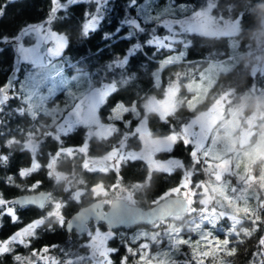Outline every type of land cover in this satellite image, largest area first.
Listing matches in <instances>:
<instances>
[{"label":"trees","instance_id":"obj_1","mask_svg":"<svg viewBox=\"0 0 264 264\" xmlns=\"http://www.w3.org/2000/svg\"><path fill=\"white\" fill-rule=\"evenodd\" d=\"M147 0H109L106 4L99 6L102 16L98 30L90 34L88 38L83 37L81 26L85 20L86 10H95L96 4L80 3L79 5L68 7L56 12L55 16L50 14L52 0H17L16 3H8V0H0V6L7 3L5 15L0 19V38L8 37L12 39L18 34V30L25 25L37 24L51 20L52 27L59 33L67 34L70 47L63 56L68 57V62L73 63L70 71L86 70L89 73L91 86L101 87L103 84L113 83L114 88L109 91L99 105L98 115L101 122L111 124L114 130L108 137L99 138L91 136L88 141L87 154L89 156H100L108 152L111 148L119 145L121 138L125 134L132 133L138 121L146 116L147 125L152 136H167L173 131L178 132L197 113L210 107L218 94L225 89L233 88L239 94H247L245 99L244 113H250L256 106L257 96H264V75L251 72L252 61L249 58V49L254 48V34L262 28L261 20L264 17V0H174L175 4H186L189 11L193 8H202L209 1L214 2L213 12L223 14L227 19L237 17L244 12L247 20L239 24L240 29L234 36L239 41V59L234 67L226 72H220L217 81L207 93L206 98L195 108L188 106V100L192 96L186 88V82L190 78H198L199 71L205 68L210 62L224 60L230 56V38L228 35H201L189 34L184 39L187 44L181 51L186 52V58L177 60L174 54L169 52L154 55L151 47H145L148 33L146 30L136 31L126 20L134 17L139 21H144L142 17V5ZM62 3L66 0H61ZM165 0H158L156 5L161 6ZM219 4V7H217ZM151 4L154 9L163 8ZM231 7V11L228 8ZM146 27H152V20L144 21ZM157 27L158 24H157ZM140 43V49L131 52L135 57L131 65H123V57L117 53L129 52L134 43ZM264 45V41L262 43ZM16 51L14 45L9 41H0V84H3L13 72L15 66ZM165 63L161 73L160 82L156 83L154 71ZM23 72V71H22ZM22 76V73L19 75ZM179 77L180 103L171 110L172 114L161 119L162 113L158 110L146 111L144 103L150 97L161 99L173 80ZM255 86V90L252 88ZM21 99L10 100V102L0 111V155H6L5 161L0 159V195L9 198L19 192L25 191L30 186L40 182L38 187L51 192L53 200L67 198L64 191V181L55 180L49 172V158L63 147H76L85 143L86 127L78 125L68 135L63 133L59 136V141L53 136L55 130V105L63 107L66 103L65 93L58 92L55 96L48 98L46 111L36 107L31 108L27 102L26 92L20 94ZM261 100L259 99V103ZM28 104V105H27ZM119 104H123L124 109L118 115H114ZM262 106V105H261ZM24 108V114H18L17 108ZM30 108V109H29ZM127 109V111H125ZM30 111H35L34 113ZM131 121L128 125L127 122ZM264 137V116L258 119L256 131L253 134L251 144L255 139ZM14 138L15 142H11ZM32 139L36 143L35 154L24 149L26 140ZM62 141V143H61ZM126 145L131 149H139L142 145L136 133L130 135L126 140ZM172 151H160L158 158H168L177 156L181 158L189 168L193 166L191 156L192 144L185 146L183 142H177L172 146ZM85 154L75 152L72 155L61 153L57 159L56 168L70 177L72 188H83L81 202L69 200L62 207L64 216H69L78 206L89 202L92 199L91 188L97 183L105 186H121L127 189L137 182H141L148 174V166L140 159H128L123 162L118 171L110 170L102 172L100 170L85 169L83 167ZM39 162V166L30 171L25 178L20 175L21 167L34 164V160ZM257 163L256 166L261 165ZM259 168L256 169L258 174ZM11 177V179H9ZM179 174L168 177L157 172H153L148 183L133 191L134 201L142 207H148L169 187L179 182ZM203 178V173L195 174L194 179ZM247 194L251 195L250 191ZM249 195V196H250ZM114 196V195H113ZM112 196V197H113ZM250 198V197H249ZM251 203V202H250ZM51 203L44 209L28 208L19 213L20 221H32L40 215H44L51 207ZM251 208V207H250ZM263 212V211H262ZM262 212H260L262 214ZM243 223L232 230V225L222 222L225 227L218 231V239L227 238L229 246H234L235 255L226 258L206 257V264H252L253 259L259 261L257 253L262 249L259 240L264 233V223L259 225V231L253 232V217H247ZM55 221L54 217L47 218L46 221ZM11 220L4 217L3 224L8 227ZM186 225V224H185ZM140 227H145L140 226ZM226 227L229 229L227 230ZM248 234H245V230ZM190 230V231H189ZM186 234L192 235V228ZM46 228L43 237L47 242H62L68 238L65 229L58 228L56 232ZM129 231V230H128ZM7 232V229H5ZM7 234V233H6ZM169 240V239H168ZM170 241V240H169ZM128 243V238L126 239ZM199 243L184 245V249H179L172 253V259L178 264H185L188 260L195 263L193 246L198 248ZM159 247V246H158Z\"/></svg>","mask_w":264,"mask_h":264},{"label":"rangeland","instance_id":"obj_2","mask_svg":"<svg viewBox=\"0 0 264 264\" xmlns=\"http://www.w3.org/2000/svg\"><path fill=\"white\" fill-rule=\"evenodd\" d=\"M108 1L109 0H106V3ZM157 2L158 0H147L146 3L142 5V17L144 21H150L155 18L159 26L162 22L159 18L163 17L166 19L173 11H175L181 18L183 17V13H181L180 9H173L172 5L175 4L174 0H169L167 7L154 9L153 6H150L151 4L156 5ZM164 4L165 2L161 3V5ZM183 5H185L186 11L190 13L191 11H189V7L186 4ZM156 6L161 7L160 4ZM213 8L214 2L212 1H209L201 8L206 13L203 17V27L209 33H214L215 36H231L230 56H235V59L231 62H229V57L224 60L212 61L205 68L199 71L198 78H190V80L186 82V88L193 93L191 98L188 100V106L190 108H195V106L206 98L207 93L217 81L220 72H226L234 67L240 56L239 41L236 37H234L238 33L240 26L238 27V30L234 31L232 28V24L234 23L233 19H227L221 14L219 15L214 13ZM99 16L100 19H102V16ZM48 21L49 19L42 23H47ZM132 21H136V24H139V21L134 17H129L126 20V22L129 23L136 31L141 30V28H137ZM261 24L262 28L254 34V48L249 49L247 53L249 54V58L253 60L251 65V72L253 75H264V45L262 44L264 41V17L261 20ZM29 25L35 26L36 24ZM179 30V28L174 29V31ZM184 38L185 37H183V39ZM26 39H31L34 42L35 37ZM177 39H181V37L177 36ZM10 40L11 39H8L6 42ZM233 45L236 47L233 48ZM53 46L62 47L59 41H56L55 45L49 42L46 44V47L42 49V51H46L47 47ZM14 49L16 50V45H14ZM131 49L132 47L129 52H132ZM16 58L17 53L15 61ZM171 58L175 59V56L173 55V57H169L168 60ZM72 64L73 63L68 62L67 56H63L59 59L46 56L44 66L38 67H31L26 62L21 61L20 66L22 67L23 72L20 78L25 84L24 91L26 92L27 102L31 108L38 106V109L46 111L48 98L63 91L65 93L67 103L63 107H57L56 105L55 107H51L55 108V130L52 132L53 136L59 137L60 134L63 133V130L69 129V126H71V130H73L76 126L82 124L86 127L85 143L88 145V141L91 136L99 138L108 137L114 130V127L111 124L101 122L98 115L100 103L104 99L105 95L114 88V84L107 83L98 88L91 86L88 71L82 69L70 71L69 68L72 67ZM17 66L18 65L15 64L13 72ZM164 66L165 63H162L154 71L156 83L160 82V73ZM178 81L179 77L171 82L163 98H148V100L144 103L145 110L149 111L154 109L164 114V107H162L160 102L165 100L169 102L170 110H173L177 103L179 105L180 102L178 100L181 101V99L177 96L180 88ZM34 84H38V87L35 89ZM229 93L230 95H228ZM247 97V94H239L237 91H234L233 88L225 89L218 94L217 98H215L209 108L197 113L180 128L177 133H180L190 141V144H192V150L194 148H198L197 155L193 158L194 163L192 167L187 168L182 164L180 159L175 156H170L169 159L166 160L158 159L157 154L160 151H166L169 148H172L174 144L171 140L167 139L170 134L167 136H152L147 125L146 116H143L138 121L132 133L125 134L121 138L119 145L114 146L105 154L100 156H89L87 153H84V162L87 160L88 167L92 169L116 170L119 165L127 159L142 158L146 161L150 170L156 168L166 170L180 168L182 170L181 182H191V189L195 195L192 196L194 203L188 207L187 214L185 215V219L187 218L188 220V223L186 224L189 225H187L186 228H182V225L176 227L172 223L164 222L156 224L151 229L136 228L128 231L126 233V239L128 238L129 240L128 243L126 242L127 264H135L133 262L136 259L138 260L137 257L140 253L141 257L143 256L145 259L147 258L146 261H144L145 264H149V262L154 264H178L174 262V260H171L172 253H170V250L172 248H176L178 251L179 249H182V244H179L178 241L181 239L186 240V236L187 240L190 241L191 244L201 242L199 244L202 245L201 247L199 246L200 252L206 251V245H209L210 242L214 244L216 240H219L217 233L218 231H221V228L225 227L221 224L223 221L230 223L233 228V221L230 220L229 217L236 215V205L241 207H251L253 211L257 212V214L264 216V208L260 207L264 198V183L256 181L245 184L238 178L244 171L243 167L239 169L237 168L238 162L247 164L249 173L258 177L264 176V137H258V139H255V143L251 144L253 134L256 131L258 119L264 116V96H257V100L255 102L256 106L248 114L244 113L243 110L245 107L244 101ZM259 99L261 100L260 103ZM9 102L10 100H8L6 104L0 105V107L3 108ZM75 105H80L79 116L76 114ZM19 109H23L24 111V108L22 107L17 108L16 111ZM122 109H124L123 104H119L114 115H118ZM221 110L222 115H220ZM30 112L34 113L35 111ZM210 114L215 115L219 122L215 124V127L212 128L211 132H201L200 121ZM185 128L187 129V132L183 131ZM134 133L137 134L142 142L141 147L137 150L128 148L126 145L127 138ZM84 144L80 146H83ZM24 145L31 149L33 148V145H36V143L32 139H28L25 141ZM71 147L76 148L78 146ZM68 148L69 147H63L65 151L60 152V154L68 153L66 151ZM59 155H57L56 152L50 157V161L48 163L49 170L56 180H64L66 188H68L70 187V177L56 168ZM217 157H221L223 160L230 161L231 163L226 165L224 168H218L217 165L220 163V160L217 159ZM260 162L263 163L262 166H256V164ZM257 168H259L258 174H256ZM200 172L203 173V178L194 179L195 174L198 175ZM217 175L220 176L219 180L216 179ZM142 187H144V184H133L130 189L119 185L115 187L110 186L109 188H105L103 186V189L106 190L111 197L113 195V197L120 196L129 202H135L133 191ZM216 189L223 190L224 194L231 200L232 207H229L224 197L219 191H216ZM248 190L251 193V195L249 194L250 196L247 194ZM83 193V189L75 190L73 191L72 197L77 200H81ZM92 194L93 197L105 196L103 194L95 195L93 191ZM53 203H55V201ZM56 203L60 204L61 202L58 201ZM53 207V209H49L46 212L45 216L42 218L43 221L51 217L58 220L56 215H48L50 212H60V209L57 210L55 209V206ZM193 209H195V211H193ZM213 209H215V212H213ZM221 212L227 213V215L221 217ZM260 212H262V214ZM195 216V219H198L197 221H193ZM237 219L241 222L236 223L235 227H238V225L243 223L246 217L241 214L237 216ZM191 228L192 235L187 233L183 236L180 234L185 229L189 230ZM226 229L228 230L229 228L226 227ZM113 236L114 235L112 233L100 231L98 228L90 230L87 244L95 246V255L91 258V253L93 252H87L85 257L89 259V264H109L108 258L110 257V249L105 246V243ZM205 236L207 239L201 238ZM262 237H264V233ZM165 238L170 240L169 241L167 239L166 248L160 252L154 251V247L159 246ZM142 245H147V247H142ZM221 247L223 248V245H221ZM128 248H131L132 252H129ZM233 248L234 246L228 245V249ZM68 253L71 254L72 252L68 251ZM100 256H103L102 260H98V257ZM217 257H223L226 258V260L229 258L226 251L219 252ZM205 258L206 257L196 256L194 264H197L198 259ZM40 260L44 264L59 263V260L51 254L50 250L48 253H43L42 259ZM37 261V257H33L32 255L26 256V264H35ZM71 261L74 260L72 258L67 259V262ZM143 263L141 261V264ZM185 264H192V261L187 260Z\"/></svg>","mask_w":264,"mask_h":264},{"label":"snow or ice","instance_id":"obj_3","mask_svg":"<svg viewBox=\"0 0 264 264\" xmlns=\"http://www.w3.org/2000/svg\"><path fill=\"white\" fill-rule=\"evenodd\" d=\"M17 0H8V3H16ZM88 3V4H96L97 7L95 10H86L84 12L85 20L81 26V30L83 33L84 38H88L90 34L94 33L98 30V26L101 23V19L99 16L100 13V7L99 5L106 4V0H66V2L62 3L61 0H52V8L50 10V14L52 16H55L56 12H59L60 10L68 7L69 5L76 6L80 3ZM169 3V0H165V4L161 5V7H167ZM173 9H180L181 13H183V17L181 18L178 16V14L173 11L168 18L160 17V21H162L157 27V21L155 18L152 20V27L148 28L146 27V23L144 21H140V24H136V21H132V23L137 27L141 28L143 30H146L150 35H148L146 41L144 42V46L151 47L154 50V55L158 53H164L169 52L174 54L175 59L177 60H183L186 58V52L181 51L180 49H183L184 46L187 44V40L183 39V37L188 36L189 34H201V35H214V33H209L204 27V21L203 17L206 15V13L201 9L193 8L190 13H188L185 9V5L183 4H173ZM217 7H219V4H217ZM7 8V3L0 6V19H3L5 15V9ZM232 9L231 7L228 8V11L230 12ZM223 15V14H221ZM247 15L244 12H241L238 14L237 17H233L234 23L232 24L233 30H238L239 24L243 21L247 20ZM52 22L49 20L47 23H38L35 26L25 25L21 29L18 30V34L16 35V38L12 40V43L16 45V53L17 58L15 61V64L18 65L15 68V71L12 73L10 77H8L3 84H0V105L6 104L8 100H19L21 99V93L24 92L25 84L22 82L21 78L17 74L22 73V67L20 66V62L24 61L31 67H38V66H44L45 64V57H55L57 59L63 57L64 53L67 52L68 48L70 47V41L68 39L67 34H61L57 30H54L51 26ZM179 28V31H174V29ZM166 30V31H164ZM177 36H180L181 39H177ZM35 37L34 42L31 39L26 38H32ZM8 37H2L0 38V41H6L8 40ZM56 41H59L62 45V47H47L46 51H42V45H46L49 42L51 44L55 45ZM28 45V46H26ZM141 44L136 42L132 46L131 51L135 52L136 50L140 49ZM233 48L236 46L233 45ZM117 56L123 57V65L128 66L131 65L132 61L135 60V57L131 56V52H125L124 54L117 53ZM169 57H165V59H168ZM229 62L235 59V56H229ZM14 76V79H13ZM203 79V78H202ZM38 87V84H34V89ZM253 90H255V86H253ZM230 95V93L228 94ZM162 107H164V114L161 115V119L166 120V117L168 115L172 114V111L169 107V102L167 100L160 102ZM219 103V102H218ZM76 114L79 116V109L80 105H75ZM0 111H3V108L0 107ZM127 111V109H125ZM18 114L23 115L24 111L23 109L18 110ZM220 115H222V110L220 111ZM218 119L215 115H208L206 118L202 119L200 121L201 125V132H211L212 128L215 127V124L218 123ZM128 125L131 124V121L127 122ZM138 130V129H137ZM184 132H187V129L185 128L183 130ZM71 132V126H69L68 130H63L64 135H68ZM56 139L59 141V137H56ZM167 139L171 140L173 144L177 142H183L185 146H188L190 141L186 139L184 136H182L180 133H177L173 131ZM11 142H15L14 138ZM62 143V141H61ZM88 145L85 143L83 146H78L76 148L69 147L66 151L69 155L74 154L75 152H82L87 153ZM172 148H169L168 151H172ZM65 151V149L60 148L57 150V155L60 154V152ZM198 148H194L191 151V156L193 158L197 155ZM114 155V153H113ZM207 155V153H206ZM0 159L7 160L8 157L6 155H0ZM217 159L220 160V163L217 165L218 168H224L226 165L230 164V161L223 160L221 157H217ZM83 167L85 169H88V162L85 160ZM244 168V171L242 174L239 175V179L243 181L245 184L253 183L256 181H261V183H264V176L258 177L254 174H251L248 172L247 164H243L242 162L237 163V168ZM27 174L29 173V170L23 169L20 171V175L22 178H25ZM11 179V177H9ZM216 179L219 180L220 176L217 175ZM40 182H37L35 186H38ZM115 187V185H114ZM183 189V191H182ZM92 191L95 195H107V191L103 189V185H97L93 186ZM216 191H219L220 194L224 197L225 201L228 203L229 207H232L231 200L224 194L223 190L216 189ZM176 195V196H183L191 205L194 203V200L192 199V196L195 195V193L191 189V182L190 181H182L180 184H178L176 187L170 189L168 192L164 194V196L160 197V200L165 199L166 197ZM15 203V201H6L2 198V195H0V227H3V219L4 217L10 218L11 222L13 224L20 222V217L17 213V210L15 207L11 206ZM108 203H111V201H108ZM153 203H159V201H154ZM61 205L59 203H56L55 209H60ZM114 207H119V205H115ZM261 208H264V202L260 204ZM195 211V209H193ZM213 212H215V209H213ZM235 216H230L229 219L233 221V230L235 228L236 223H240L237 219V216L243 214L247 217H253L252 224L253 229L252 231H259V225L261 223H264V216H261L257 214V212L253 211L250 207H241L239 205L235 206ZM49 216L56 215L58 217V221L61 227L65 224V218L63 216L62 212L54 211L48 213ZM221 217L227 215V213H220ZM83 218V217H80ZM43 223V220L41 218H38L36 221L31 222L29 225L25 226L23 229H17L16 232H14L12 235H10L7 238L0 239V258H7L11 257L13 264H22V254L16 250L17 246L21 248H30L32 246V239L35 238V229L40 226ZM70 223V222H69ZM215 226V225H214ZM245 234H248V230H245ZM202 239H207V237H201ZM179 244H189L190 241L181 239L178 241ZM230 241L225 238L223 240H216L213 243L210 242L209 245H206L207 248L206 251L200 252L199 248L196 245L193 246V252L194 257L195 256H201V257H215L216 254H218L221 251H226L228 256H234L235 250L234 249H228ZM223 245V248L221 247ZM259 245L261 249H264V237H261L259 240ZM50 247L52 246H44L41 249H32L31 255L33 257H37L38 261L42 259L43 253H48L50 250ZM142 247H147V245H142ZM112 252L119 251L118 249H112ZM129 252H132L131 248H128ZM134 254V253H132ZM257 255L260 257L259 261H256L255 258L253 259V264H264V250L257 253ZM109 264H114V262L109 257ZM144 257H141V260H143ZM0 264H2V261H0ZM120 264H127V256L121 257ZM150 264V262H149ZM197 264H206L205 259H198Z\"/></svg>","mask_w":264,"mask_h":264},{"label":"flooded vegetation","instance_id":"obj_4","mask_svg":"<svg viewBox=\"0 0 264 264\" xmlns=\"http://www.w3.org/2000/svg\"><path fill=\"white\" fill-rule=\"evenodd\" d=\"M36 146L37 145H33V148L29 149L28 147H26L24 145V149L30 150V151H32L35 154ZM175 157H177V156H175ZM177 158L180 159V161L182 162V164L184 166H186L184 161L181 158H179V157H177ZM134 159H140L141 161H143L148 166V164L146 163V161L144 159H142V158H134ZM158 159L159 160H166V159H169V157L168 158H158ZM127 160H125V161H127ZM49 161H50V158H49ZM49 161H48V163H49ZM125 161H123V162H125ZM121 164L119 165V167L121 166ZM31 165L32 164H30V166L27 165V166L21 167L19 169V171H21L23 169H27L30 172V171H32L33 169H35V168H37L39 166V162L35 159L33 166H31ZM119 167L116 170L115 169H108V170L92 169L90 167H88V168H90L92 170H100L102 172H108L110 170L118 171ZM48 168H49V166H48ZM49 172H50V170H49ZM153 172H157V173H160V174H163V175H167L168 177H171V176L175 175L176 173H178L179 176H180L179 182L176 185H173V186L169 187L168 189H166L158 197V199L156 200V201H160V197H162L167 191H169L170 189H172V188L176 187L178 184H180L181 179H182V170L180 168H172V170L156 168V169L150 170V168L148 166V174H147V176H145V179L143 181L137 182V184H144V186H145L148 183V181L150 180ZM70 180H72V179H70ZM62 181H64V180H62ZM36 184L37 183H35L34 185H36ZM97 184H102L105 188H109V187L105 186L103 183H97ZM97 184H95V185H97ZM34 185L30 186L25 191L19 192V193L15 194V195H13V196H11L9 198H3V197L2 198L4 200H6V201H13V198H15L18 195L30 194V193H35V192H39V191H46V192H48L50 194L42 208L36 207L34 205H29V204L22 205V204H19V203L15 202L11 206L16 208L18 215H19V213L21 211H25L28 208H36V209H40V210L44 209L48 204H50V203L52 204L54 201H55V203H53V205H51L50 209H53L54 208L53 206H55L54 204H56V202L60 201L61 202L60 203L61 204L60 212H62V207L64 205H66L69 200L72 199V200H74L77 203L81 202V200H82V199L81 200L75 199L74 197H72V194H73V191L78 190V189H83V188H74L73 189L71 184H70V187L66 188V183L65 182H64V188L63 189L67 193L68 199L67 198L66 199L65 198L64 199L63 198H58V199H56L54 201H53V199L51 197V192L50 191H48L46 189H41L38 186L34 187ZM83 190H84V193H85L86 190L85 189H83ZM91 194H92V188H91ZM116 197L117 196L111 197V195L109 193L106 196H101V197H93L92 196V199L89 202L78 206L69 216H64L63 215L64 218H65V224H64L63 227L60 226L58 220L46 221L47 220L46 219L45 221H43V223L35 229L36 235H35V238L32 239V246L30 248H21V247L17 246V248H16V250L22 254V264H26V256L27 255H31L33 248L41 249L44 246H52V247H50V252H51V254H53L59 260L58 264H64V263L65 264H89L88 263L89 259L86 258L85 255L87 254V252H89V253L93 252V253H91V258L94 257L93 255H95V253H94L95 246L87 244V242H88V234H89L90 230H93L94 228H98L100 231H105L107 233H112L114 235L113 237L108 239V241L105 243V246L108 249H110L109 256H110L111 260L114 262V264H120L121 257H124L127 254V251H126V233L128 232V230L130 231V230H133V229H136V228L137 229H139V228L151 229L156 224H160V223H164V222L172 223L176 227L179 226V225H182V228H186V226L189 225V224H186V223H188L187 218L185 219V215L187 214V212H186L185 214H182V215H171L166 220H157L156 222H154L151 225H144L145 227H140V226H143V224H137V225H134L132 227L119 226L117 228L110 229L105 222H103V221H99L98 222L95 219H91L88 222V229L86 231H84L83 233H78V231L76 229H73L70 232H68L66 230V228H65L66 227V222L68 221L70 216L79 207H81L83 205H87V204H89V203H91V202H93L95 200H104V203L102 205V209H103V211H106L109 208L108 201H111L113 198H116ZM118 197H120V196H118ZM130 203L136 204L135 202H130ZM153 204H155V203H153ZM151 205H149V206H151ZM189 206L190 205L188 203V207ZM0 210H2V209H0ZM45 214L43 216L40 215L39 217L35 218L32 221H20V222L15 223V224L10 223V225H8V227H6V225L3 224V227H0V239L9 237L14 232H16L17 229L25 228V226L29 225L33 221H36L38 218L42 219L45 216ZM195 218H196V216L194 217L193 221H197L198 220V219H195ZM46 228L53 229L52 232H56L55 230H57L58 228L59 229L60 228L65 229V231H66V233L68 235V238L65 239L63 242H62V240H58L57 242H47V239L43 237V234H44ZM5 229H7V232H5ZM180 234H182L184 236L186 234V231H182V233H180ZM167 239L168 238H165L161 242L159 247L158 246L154 247L153 250L156 251V252H160V251L164 250L166 248ZM185 239L187 240V236H186ZM184 245H188V244H182V246H181L182 249L185 248ZM112 249H118L119 251L112 252L111 251ZM68 251H71L72 253L69 254ZM175 251H178V249L172 248L170 250V253H175ZM70 258H72L74 261L67 262V259H70ZM137 258H138V260L136 259L134 262L132 260V262L135 263V264H141V261L143 263L147 259V258L146 259L144 258L143 260H141V253L138 255ZM102 259H103V256L98 257V260H102ZM0 261H2V264H13V261H12L11 257L0 258ZM35 264H44V263L41 262V260H39V261H37V263L35 262ZM143 264H145V262ZM150 264H154V263H150Z\"/></svg>","mask_w":264,"mask_h":264},{"label":"water","instance_id":"obj_5","mask_svg":"<svg viewBox=\"0 0 264 264\" xmlns=\"http://www.w3.org/2000/svg\"><path fill=\"white\" fill-rule=\"evenodd\" d=\"M11 39L9 43H12ZM46 45H42V49ZM13 72L10 73L9 77ZM14 79V76H13ZM46 191H39L30 194H21L13 198L19 204H29L42 208L49 197ZM264 202V198L263 201ZM104 200H95L87 205L79 207L66 222V230L70 232L76 229L83 233L88 229V222L91 219L105 222L110 229L119 226L132 227L137 224L151 225L157 220H166L171 215H182L188 210V201L183 196L172 195L160 200L159 203L148 207H142L128 202L125 198L116 197L109 203V208L103 211ZM119 205V207H114ZM83 217V218H80ZM70 222V223H69Z\"/></svg>","mask_w":264,"mask_h":264}]
</instances>
